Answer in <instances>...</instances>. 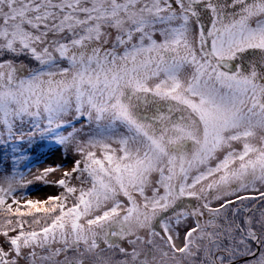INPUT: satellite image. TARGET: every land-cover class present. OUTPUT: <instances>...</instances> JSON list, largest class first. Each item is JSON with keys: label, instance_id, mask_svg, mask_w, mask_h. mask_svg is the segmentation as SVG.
Returning <instances> with one entry per match:
<instances>
[{"label": "snow or ice", "instance_id": "6c2138e0", "mask_svg": "<svg viewBox=\"0 0 264 264\" xmlns=\"http://www.w3.org/2000/svg\"><path fill=\"white\" fill-rule=\"evenodd\" d=\"M0 264H264V0H0Z\"/></svg>", "mask_w": 264, "mask_h": 264}, {"label": "rangeland", "instance_id": "374dc122", "mask_svg": "<svg viewBox=\"0 0 264 264\" xmlns=\"http://www.w3.org/2000/svg\"><path fill=\"white\" fill-rule=\"evenodd\" d=\"M34 157H37V159L34 161L33 172H35L37 168L60 166V172L49 176L50 180L59 178L61 173L69 169L73 163V157L70 153L65 155L63 149L50 148L47 145L37 147L34 152ZM57 192L58 189L55 187L45 186L42 183H36L31 188L30 198L43 199L47 195H54L57 194Z\"/></svg>", "mask_w": 264, "mask_h": 264}]
</instances>
